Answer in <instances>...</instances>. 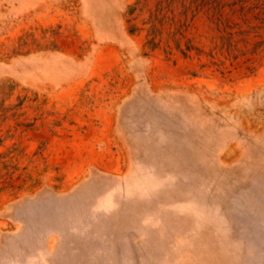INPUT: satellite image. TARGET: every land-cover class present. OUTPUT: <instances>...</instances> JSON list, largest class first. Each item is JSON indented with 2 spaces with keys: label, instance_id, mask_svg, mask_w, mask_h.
Instances as JSON below:
<instances>
[{
  "label": "rangeland",
  "instance_id": "374dc122",
  "mask_svg": "<svg viewBox=\"0 0 264 264\" xmlns=\"http://www.w3.org/2000/svg\"><path fill=\"white\" fill-rule=\"evenodd\" d=\"M0 264H264V0H0Z\"/></svg>",
  "mask_w": 264,
  "mask_h": 264
},
{
  "label": "crops",
  "instance_id": "0c3cea01",
  "mask_svg": "<svg viewBox=\"0 0 264 264\" xmlns=\"http://www.w3.org/2000/svg\"><path fill=\"white\" fill-rule=\"evenodd\" d=\"M86 20L77 21V26H82ZM97 45L94 51L77 60L71 53L65 50H45L38 53L21 55L15 58V70L21 69V64L30 61H40L47 66L68 68L72 73L78 66L84 67L87 75L101 74L119 67L123 61L124 51L131 52L137 44L133 35L128 31L121 11L117 9L115 17L110 19V24L94 29ZM68 70V71H69Z\"/></svg>",
  "mask_w": 264,
  "mask_h": 264
}]
</instances>
